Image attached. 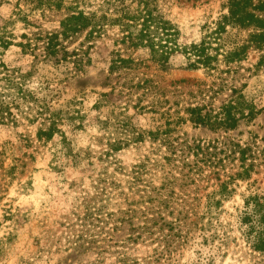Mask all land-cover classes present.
<instances>
[{
	"label": "trees",
	"instance_id": "16d2710c",
	"mask_svg": "<svg viewBox=\"0 0 264 264\" xmlns=\"http://www.w3.org/2000/svg\"><path fill=\"white\" fill-rule=\"evenodd\" d=\"M129 2L22 0L20 7L19 1L15 18L5 26L20 20L26 31L16 41L13 33L1 27L0 49L18 46L31 57L30 66L22 70L0 59V123L35 126V138L43 144L57 136L54 161L62 157L67 164L82 168L79 182L70 184L75 195L63 215L69 255L93 252L99 263L114 254L116 264H150L188 239L192 229L186 219L198 213L188 204L191 197L186 189L207 177L204 167H216L211 151L216 140L189 138L183 126L204 125L227 132L247 121L253 110L234 86L228 99L214 107L202 97L201 89H174L169 97L157 80L132 71L141 64L147 67L146 61L164 65L176 53L186 57L187 67L208 72L218 71L217 63L223 62L227 68L218 73L234 71L231 64L238 65L255 53L252 67L258 69L264 65V0H225L213 26H207L198 42L184 45L178 41L177 26L158 11L153 0ZM134 2L136 6H131ZM54 15L60 17L47 29L43 22ZM114 27L113 43L123 48L110 51L108 72L118 73V80L109 91L98 94L92 107L96 114L90 120L95 133L85 147L77 148L64 126L71 132L85 130L86 115L71 102L54 107L60 80L38 73V65L49 64L50 74L60 67L81 70L91 62L96 44ZM128 49L142 50L146 59L122 56L120 51ZM139 116L144 120L140 125L134 121ZM244 151L240 149L241 171L225 180L215 177L218 188L206 195L208 203L217 194L215 204H219L232 191L229 183L247 177ZM124 153L129 161L122 158ZM13 160L7 169L0 164L2 177L14 176L20 165ZM253 199V214L246 219L256 227L255 248L264 251V201L258 196ZM145 242L157 243L153 255H130L129 250ZM75 264L85 263L76 260Z\"/></svg>",
	"mask_w": 264,
	"mask_h": 264
},
{
	"label": "rangeland",
	"instance_id": "374dc122",
	"mask_svg": "<svg viewBox=\"0 0 264 264\" xmlns=\"http://www.w3.org/2000/svg\"><path fill=\"white\" fill-rule=\"evenodd\" d=\"M19 1L23 7L22 0H0V29L15 18V7ZM224 1L153 0V3L166 19L177 26L178 41L184 45L198 42L207 26H213L223 12ZM123 2L130 3L129 0ZM132 5L136 6V2ZM58 17L54 15L46 19L44 27L53 28ZM5 27L15 35L16 41H21L20 35L26 31L20 20ZM116 32L117 27L108 29L105 37L92 49L91 62L83 65L81 70L60 67L56 73L50 74L49 64L38 65V73L60 80V93L54 107H65L71 102L86 115L85 130L71 132L68 126H64L77 148L85 147L91 134L95 133V129L90 128V120L96 114L92 107L98 94L109 91V86L118 80V73L108 72L110 51L123 48V45L113 43ZM120 53L124 57L131 55L136 60L146 59L145 53L139 49L121 50ZM30 58L15 45L0 49V59L4 63L22 70L29 68ZM256 60V54L250 53L240 64H231V69L236 68L234 71L218 73L227 68L223 62L217 63L218 71L208 72L201 67H187L186 57L176 53L164 65L146 61L147 67L141 64L132 71L134 75L146 73L157 80L169 97L174 89L183 92L201 89L205 92L202 97L214 107L228 99L230 87L234 86L253 110L247 121H240L236 128L227 132L220 129L212 131L204 125L197 128L189 124L183 126L182 131L189 138L216 140L211 148L216 167H204L207 177H200L203 178L200 182L186 189L191 197L188 204L198 213L186 219L192 229L188 239L172 247V251L159 262L150 264H264V251L255 248L256 227L246 219L253 214V197L258 196L261 202L264 201V65L254 69L252 65ZM134 121L138 125L144 123L140 116ZM35 130V126L24 123L17 127L0 123L1 167L9 168L14 163L13 158L20 165L11 177H2L0 168V264H75L76 260L85 264H116L114 254L106 255L99 263L95 262L97 257L93 252L76 257L68 254L63 238V215L70 209L75 195L70 184L79 182L84 172L80 167L67 164L62 157L56 163L53 152L59 148L58 137L43 144L36 140ZM240 149L245 150L247 177L229 183L228 190L232 191L219 204H215L219 197L217 194L208 203L206 195L218 188L217 175L225 180L228 175L241 171ZM121 156L129 161L128 154ZM209 171L213 172L209 174ZM156 244L138 243L129 250L130 255L138 258L151 256Z\"/></svg>",
	"mask_w": 264,
	"mask_h": 264
}]
</instances>
